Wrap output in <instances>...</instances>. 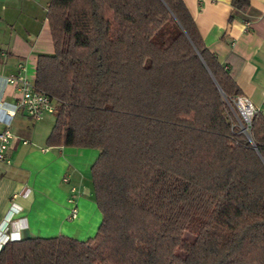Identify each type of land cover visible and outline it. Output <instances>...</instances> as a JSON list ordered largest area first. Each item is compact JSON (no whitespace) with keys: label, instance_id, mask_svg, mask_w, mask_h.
<instances>
[{"label":"trees","instance_id":"trees-1","mask_svg":"<svg viewBox=\"0 0 264 264\" xmlns=\"http://www.w3.org/2000/svg\"><path fill=\"white\" fill-rule=\"evenodd\" d=\"M229 20L250 0H230ZM53 51L33 87L50 145L94 147L101 213L86 240L24 237L0 264H264V114L230 131L239 93L182 0H49Z\"/></svg>","mask_w":264,"mask_h":264},{"label":"crops","instance_id":"crops-1","mask_svg":"<svg viewBox=\"0 0 264 264\" xmlns=\"http://www.w3.org/2000/svg\"><path fill=\"white\" fill-rule=\"evenodd\" d=\"M48 2L0 0V78L19 71L33 81L37 56L54 52ZM182 2L202 42L229 71L239 93L264 114V0H250L247 11L230 20V0ZM17 95L13 86L0 80V131L8 125L14 134L8 161L0 162V247L6 235L16 241L54 235L84 241L101 221L90 184V166L98 150L48 144L54 123L48 116L27 117L22 110L12 116L5 113ZM73 205L77 213L70 219Z\"/></svg>","mask_w":264,"mask_h":264},{"label":"built area","instance_id":"built-area-1","mask_svg":"<svg viewBox=\"0 0 264 264\" xmlns=\"http://www.w3.org/2000/svg\"><path fill=\"white\" fill-rule=\"evenodd\" d=\"M18 68L21 69L22 65L18 64ZM0 80L2 83H9L18 93L12 104L9 103L7 105L10 107L5 109L6 114L12 116L15 114V111L22 110L27 117L39 118L43 112H53L54 105L51 98L46 93L35 90L32 81L21 75L19 71L13 75L9 74L2 77ZM223 99L228 112H230V131L242 133L246 138H249L252 118L258 112L256 107L248 96L246 97L241 93H235L232 96L224 95ZM13 135L8 125L0 131V162L8 161L6 152ZM76 213L77 208L73 205L70 208L68 216L70 219H73ZM15 239L13 236L6 235L4 240L9 241Z\"/></svg>","mask_w":264,"mask_h":264},{"label":"rangeland","instance_id":"rangeland-1","mask_svg":"<svg viewBox=\"0 0 264 264\" xmlns=\"http://www.w3.org/2000/svg\"><path fill=\"white\" fill-rule=\"evenodd\" d=\"M43 116H48L49 119H52L53 121L55 120L54 115L51 112H45L43 113Z\"/></svg>","mask_w":264,"mask_h":264}]
</instances>
